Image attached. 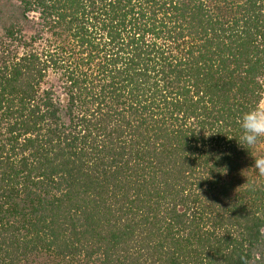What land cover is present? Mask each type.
<instances>
[{
    "label": "trees",
    "instance_id": "obj_1",
    "mask_svg": "<svg viewBox=\"0 0 264 264\" xmlns=\"http://www.w3.org/2000/svg\"><path fill=\"white\" fill-rule=\"evenodd\" d=\"M264 0H0V264H264Z\"/></svg>",
    "mask_w": 264,
    "mask_h": 264
},
{
    "label": "clouds",
    "instance_id": "obj_2",
    "mask_svg": "<svg viewBox=\"0 0 264 264\" xmlns=\"http://www.w3.org/2000/svg\"><path fill=\"white\" fill-rule=\"evenodd\" d=\"M239 136L235 139L240 147L247 150L264 138V108L254 107L243 112L239 119ZM252 168L264 176V156L253 159Z\"/></svg>",
    "mask_w": 264,
    "mask_h": 264
}]
</instances>
